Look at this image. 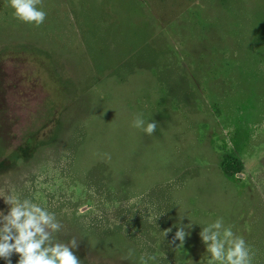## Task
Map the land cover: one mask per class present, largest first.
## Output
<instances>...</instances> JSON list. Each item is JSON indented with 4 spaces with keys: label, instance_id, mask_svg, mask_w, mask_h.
Segmentation results:
<instances>
[{
    "label": "rangeland",
    "instance_id": "rangeland-1",
    "mask_svg": "<svg viewBox=\"0 0 264 264\" xmlns=\"http://www.w3.org/2000/svg\"><path fill=\"white\" fill-rule=\"evenodd\" d=\"M42 7L36 27L0 0V196L54 212L81 264H207L219 217L264 264V0Z\"/></svg>",
    "mask_w": 264,
    "mask_h": 264
},
{
    "label": "clouds",
    "instance_id": "clouds-1",
    "mask_svg": "<svg viewBox=\"0 0 264 264\" xmlns=\"http://www.w3.org/2000/svg\"><path fill=\"white\" fill-rule=\"evenodd\" d=\"M8 3L14 10V18L23 23L39 27L46 19L43 0H8ZM132 126L152 136L157 122L145 121L141 116H136ZM105 155L111 159L110 155ZM0 197L9 206L6 213L0 211V258L7 264H12L13 254L19 257L17 264H81L73 251L79 247L75 237L67 242L54 238L63 227L54 212L30 198L21 199L11 191ZM183 218L180 216L181 221ZM191 227L192 223L178 225L170 243L175 245L179 240L180 244L176 248L184 246L186 236L190 235L185 228ZM201 229L199 236L206 246L209 257L207 264H252L255 253L245 239L234 233L231 225L225 226L223 217L207 223ZM169 232L171 229L165 231V237ZM132 255V250H129L127 258ZM140 259L141 264H148L149 260L155 261L157 257L149 255L147 258L141 256Z\"/></svg>",
    "mask_w": 264,
    "mask_h": 264
},
{
    "label": "trees",
    "instance_id": "trees-1",
    "mask_svg": "<svg viewBox=\"0 0 264 264\" xmlns=\"http://www.w3.org/2000/svg\"><path fill=\"white\" fill-rule=\"evenodd\" d=\"M222 167L226 175L233 176L242 171L243 163L237 156L226 154L222 161Z\"/></svg>",
    "mask_w": 264,
    "mask_h": 264
}]
</instances>
